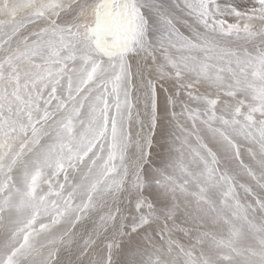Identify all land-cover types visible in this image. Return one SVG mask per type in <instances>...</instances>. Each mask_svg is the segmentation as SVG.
<instances>
[{
	"label": "snow or ice",
	"instance_id": "1",
	"mask_svg": "<svg viewBox=\"0 0 264 264\" xmlns=\"http://www.w3.org/2000/svg\"><path fill=\"white\" fill-rule=\"evenodd\" d=\"M0 264H264V0H0Z\"/></svg>",
	"mask_w": 264,
	"mask_h": 264
}]
</instances>
